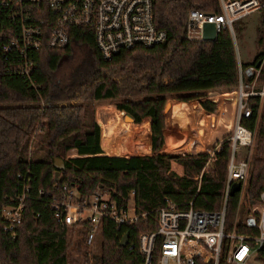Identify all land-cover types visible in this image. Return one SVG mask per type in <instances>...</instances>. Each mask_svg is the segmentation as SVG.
Masks as SVG:
<instances>
[{
  "label": "trees",
  "instance_id": "obj_1",
  "mask_svg": "<svg viewBox=\"0 0 264 264\" xmlns=\"http://www.w3.org/2000/svg\"><path fill=\"white\" fill-rule=\"evenodd\" d=\"M191 9L220 12L219 0H154V22L166 33L165 41L150 48L121 51L109 60L102 58L89 30L73 28L67 46H45L32 56L29 79L12 73L11 62L0 53V264H71V247L83 252L82 264H140L138 237L157 229V211L166 201L177 209H186L190 203L196 210L221 209L232 115L228 137L213 141L212 145L221 142L213 160L204 152L182 156L162 152L164 109L167 114L171 110L166 105L168 98L186 103L202 100L201 121L211 126H216L218 118L213 120V116L221 110L215 100L225 93L210 91L226 88L235 100L238 68L233 38L222 29L214 41L188 40L186 22ZM259 12L256 29L261 48L251 62H241L242 67L255 64L264 50V9ZM77 50L82 51L80 58ZM68 63L66 80L59 83L58 74ZM102 101H111L118 110L116 116L122 120L118 123L127 119L139 125L135 133L144 139L145 150L150 142V154H107L112 148L102 142L95 108L87 118L90 103ZM254 102L252 117L245 125L256 134L247 185L250 201L256 203L264 189V107L259 117L258 103ZM233 110L234 103L232 114ZM106 114L105 106L97 107V115ZM40 150L43 155L34 158ZM70 151L76 154L66 157ZM55 158L64 162L57 179ZM175 164L181 166V173L174 169ZM25 185L29 190L23 217L12 237L3 229L2 209L15 203ZM64 185H78L84 198L96 186L111 187L118 204L127 203L132 194L136 212L145 216L121 226L103 222L97 237L100 252L90 259L84 242L89 225L59 224L47 205L53 187ZM40 189L45 191L43 196L38 194ZM238 202V192L229 196L227 228L233 224ZM125 234L128 242L121 247ZM73 236L78 238L76 243ZM201 249L194 246L190 254L200 260ZM157 254L158 246L154 259ZM258 262L264 264V245Z\"/></svg>",
  "mask_w": 264,
  "mask_h": 264
},
{
  "label": "built area",
  "instance_id": "obj_2",
  "mask_svg": "<svg viewBox=\"0 0 264 264\" xmlns=\"http://www.w3.org/2000/svg\"><path fill=\"white\" fill-rule=\"evenodd\" d=\"M153 4L154 0H0V53L11 62L12 73L29 79L34 67L32 56L45 46H67L73 28L89 30L106 60L121 51L150 48L166 39V33L154 22ZM219 5L220 12L189 10L188 40L204 41V25L213 24L217 34L227 29L235 42L234 23L264 9L262 0H219ZM237 68L223 205L217 211L196 210L192 203L186 209H177L166 201L157 211V229L138 237L140 264H219L220 261L259 264V252L264 245V189L256 203L240 200L248 179L249 157L238 158V151L247 149L253 140L254 132L245 121L252 117L254 101L258 108L264 101V50L253 65L242 67L237 60ZM220 148L218 142L201 152L211 161ZM233 183H240L241 189L237 214L232 226L227 228L226 205ZM28 190L25 185L15 203L2 209L3 229L12 237L21 224ZM44 193L43 189L38 190L40 196ZM114 193L113 188L99 185L84 198L78 185L55 186L47 205L59 224L72 226L86 222L89 229L84 242L90 247L103 222L121 226L136 223L145 216L136 212L134 202L118 204ZM238 214H241L239 223ZM194 246L202 248L200 260L190 254Z\"/></svg>",
  "mask_w": 264,
  "mask_h": 264
},
{
  "label": "rangeland",
  "instance_id": "obj_3",
  "mask_svg": "<svg viewBox=\"0 0 264 264\" xmlns=\"http://www.w3.org/2000/svg\"><path fill=\"white\" fill-rule=\"evenodd\" d=\"M259 15L260 12H254L248 17L234 23V34H235V45H236V56H238L242 63L251 62L256 54L258 53L259 46L257 44V38L259 36V32H257L256 26L259 21ZM82 55L81 50H77V57L80 58ZM69 63L64 64L58 74V82L63 83L66 80V75L68 74L69 69ZM213 93H216V95L220 92H223L225 94H222L218 96V98L215 100L218 103V108L221 110L219 111V117L213 116V120L215 118H218V122L216 123V126L208 125L207 123H203L202 118H200V114L203 112V108L200 105L199 99H194L189 102H187L188 106L190 107L194 117L195 121L190 123V126L188 130L185 132H179L178 135L182 137V140L179 142V144L175 147H170L168 145V141L166 140V136H164L165 144L162 149L163 153H167L170 155H196L197 153H200L204 149H207L209 146L213 144L214 139H224L228 137L229 133H226V130L229 128L230 118L232 115V104L235 100H232L233 94L231 92H226V88H220V91L214 90L210 91ZM111 101H102V102H93L90 103V106L88 107V117L90 118L93 108L96 106H105L107 110V114L102 116L100 121V129L102 134V142H107L108 146L112 148L111 150L114 152H123L127 155L136 154L140 155L141 152L145 151V144L143 142V138L135 133V130L139 125H134L133 122L127 121V119L124 120V122L118 123V119L116 115V112L118 110L113 106V104H110ZM115 102V101H114ZM180 103H186L182 102L179 99L175 98H168L166 101V105H170V109L172 111L173 106H177ZM165 105V108H166ZM264 107V101H262L261 105L258 108V116L262 114ZM169 109V110H170ZM164 109V115H165V129L164 131H167L169 133L172 132V125H171V115L169 116ZM119 113V112H118ZM127 117V116H126ZM200 118V119H199ZM229 120V121H228ZM122 121V120H121ZM127 121V122H126ZM260 118H258V122L256 125L259 124ZM212 125H215L212 123ZM42 135H38L40 138ZM256 134H253V140L251 145L247 149H241L239 150L238 158H246L250 157L251 152L253 151V148L256 143ZM38 139V138H37ZM34 147L32 144V147H29V151H33ZM132 150V152L130 151ZM43 150L38 151L34 158L39 157L43 155ZM149 153V152H148ZM151 153V151H150ZM75 152H68L66 157H70L69 155H75ZM174 169L181 173V166L179 164L174 165ZM197 178V177H196ZM199 178V177H198ZM197 178V179H198ZM249 179V174H248ZM248 179L246 186L244 187V191L240 195V200L243 203H246L247 199L249 198V194H247V185H248ZM129 203L132 204V198H130ZM78 238L76 236H73V243H76ZM85 249V248H84ZM86 250L89 252V258L94 254H98L100 252V240L99 238H96L95 242L92 246L86 248ZM70 252V261L71 264H82L84 261L83 252H78L76 248L71 247L69 249ZM91 264V261L90 263ZM173 264V263H170Z\"/></svg>",
  "mask_w": 264,
  "mask_h": 264
},
{
  "label": "water",
  "instance_id": "obj_4",
  "mask_svg": "<svg viewBox=\"0 0 264 264\" xmlns=\"http://www.w3.org/2000/svg\"><path fill=\"white\" fill-rule=\"evenodd\" d=\"M217 33L215 26L213 24H205L203 27V40L204 41H214L216 39ZM258 66V64H257ZM195 121V117L188 106L187 103H180L177 106H173L171 111V125L172 132L163 131V135L166 136L168 145L170 147H175L182 140V137L178 135L179 132H185L188 130L190 123ZM54 167L56 169L55 179L59 176L60 171L64 168V162L61 158H55ZM241 189L240 183H233L230 189V196L239 192ZM241 220V214H238L237 223ZM128 242V234H125L120 242V246H126Z\"/></svg>",
  "mask_w": 264,
  "mask_h": 264
},
{
  "label": "crops",
  "instance_id": "obj_5",
  "mask_svg": "<svg viewBox=\"0 0 264 264\" xmlns=\"http://www.w3.org/2000/svg\"><path fill=\"white\" fill-rule=\"evenodd\" d=\"M248 17V16H247ZM244 19V18H243ZM242 20V19H241ZM234 41V40H233ZM234 45H235V42H234ZM235 51H236V45H235ZM237 54V53H236ZM237 57V60H240V58L238 57V56H236ZM240 62H241V60H240ZM97 107L98 106H96V111H95V119H96V121L98 122V123H100V121L99 120H101V119H103L101 116H99V115H97ZM97 117H99V120H98V118ZM144 120H148V123H150V119L149 118H145ZM143 120V121H144ZM142 124V123H141ZM149 144V146H148V148H146V150H145V152H142L143 154H150V142L148 143ZM102 146V149L104 150L105 149V147L103 146V145H101ZM107 149H110V148H107ZM149 152V153H148ZM107 154H117V155H120V156H127V155H122L121 153H117V152H113V151H109V152H107Z\"/></svg>",
  "mask_w": 264,
  "mask_h": 264
},
{
  "label": "bare ground",
  "instance_id": "obj_6",
  "mask_svg": "<svg viewBox=\"0 0 264 264\" xmlns=\"http://www.w3.org/2000/svg\"><path fill=\"white\" fill-rule=\"evenodd\" d=\"M170 115H171V110H170V112H169V117H170ZM170 119H171V117H170Z\"/></svg>",
  "mask_w": 264,
  "mask_h": 264
}]
</instances>
